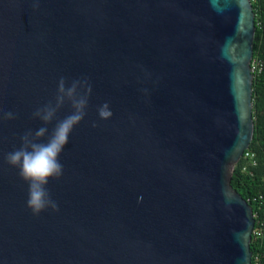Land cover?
Instances as JSON below:
<instances>
[{
  "label": "water",
  "instance_id": "1",
  "mask_svg": "<svg viewBox=\"0 0 264 264\" xmlns=\"http://www.w3.org/2000/svg\"><path fill=\"white\" fill-rule=\"evenodd\" d=\"M256 29L252 0H0V264H252L232 179L255 133ZM61 78L91 92L47 186L58 210L36 215L7 155Z\"/></svg>",
  "mask_w": 264,
  "mask_h": 264
},
{
  "label": "clouds",
  "instance_id": "2",
  "mask_svg": "<svg viewBox=\"0 0 264 264\" xmlns=\"http://www.w3.org/2000/svg\"><path fill=\"white\" fill-rule=\"evenodd\" d=\"M90 92L91 86L86 81L74 80L69 85L61 78L55 102H49L33 113L34 118L41 120L44 126L34 133L31 130L26 132L21 137V147L7 155V162L13 167H18L21 177L28 183L27 205L36 215L49 207L54 211L58 210L47 186L50 180L60 179L63 174L59 157L68 143L70 134L86 115ZM66 102L71 104L72 112L58 120L49 135L47 125L52 123ZM98 115L101 119L112 116L107 103L98 109ZM5 117L14 118L11 112ZM45 136L48 137L47 141L40 142Z\"/></svg>",
  "mask_w": 264,
  "mask_h": 264
},
{
  "label": "trees",
  "instance_id": "3",
  "mask_svg": "<svg viewBox=\"0 0 264 264\" xmlns=\"http://www.w3.org/2000/svg\"><path fill=\"white\" fill-rule=\"evenodd\" d=\"M256 13V35L254 41L253 62H260L262 70L254 72V122L255 133L250 148L246 152L254 154L253 158L245 155L235 166L232 185L253 209L256 226L264 223V0H252ZM260 236L253 234L251 251L252 264H264V224Z\"/></svg>",
  "mask_w": 264,
  "mask_h": 264
},
{
  "label": "built area",
  "instance_id": "4",
  "mask_svg": "<svg viewBox=\"0 0 264 264\" xmlns=\"http://www.w3.org/2000/svg\"><path fill=\"white\" fill-rule=\"evenodd\" d=\"M252 69H253V72H256L257 70H261V63L260 62H256V61L253 62L252 63ZM245 156L253 158L254 154H252L250 152H246ZM263 224L264 223L261 222L258 227H255L253 234H255L257 236H260L262 234V231H263V228H262ZM257 264H259V263L257 262Z\"/></svg>",
  "mask_w": 264,
  "mask_h": 264
},
{
  "label": "rangeland",
  "instance_id": "5",
  "mask_svg": "<svg viewBox=\"0 0 264 264\" xmlns=\"http://www.w3.org/2000/svg\"><path fill=\"white\" fill-rule=\"evenodd\" d=\"M261 70H262V64H261ZM261 70H257V71H259V72H260Z\"/></svg>",
  "mask_w": 264,
  "mask_h": 264
}]
</instances>
